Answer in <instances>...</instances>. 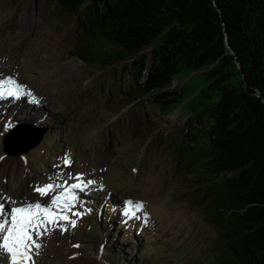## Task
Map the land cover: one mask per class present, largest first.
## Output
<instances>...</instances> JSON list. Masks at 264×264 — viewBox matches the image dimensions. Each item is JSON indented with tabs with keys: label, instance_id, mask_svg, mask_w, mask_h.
Instances as JSON below:
<instances>
[{
	"label": "rangeland",
	"instance_id": "obj_1",
	"mask_svg": "<svg viewBox=\"0 0 264 264\" xmlns=\"http://www.w3.org/2000/svg\"><path fill=\"white\" fill-rule=\"evenodd\" d=\"M59 2L0 0V80L16 75L21 92L28 93V97L21 93L0 102L10 106L1 109L0 105V182L4 176L10 178L5 161L18 159L21 164L17 191L0 203L7 201L8 208L37 202L48 206L52 198L43 199L45 195L29 189L30 185L36 189L53 182L66 188L76 183L74 176L84 175L94 165L101 174L91 168L85 177L90 181L100 174L94 179L97 187L85 188L86 194L72 191L79 194L74 201H62V211L53 208L68 220L48 226L50 230L57 226L60 236L45 234L39 239L42 247L35 262L114 264L119 252L120 264H153L156 256L158 264H193L212 249L218 229L209 215V200L201 201L195 194L200 185L196 174L184 171L175 156V148L187 134L185 115L181 110L163 115L154 102L157 91L129 102L128 92L137 85L130 67L133 60L96 67L77 57V20L87 7L74 20L59 21L52 12ZM144 53L150 66L154 61L150 49ZM184 82L176 80L167 90H176ZM34 94L46 98L40 116L16 115L23 102L37 106ZM9 121L16 126L5 130ZM19 125L36 135L45 132L44 138L28 153L7 154L4 137ZM8 142L11 152L28 146L22 139ZM72 150L80 161H73ZM65 157L70 161L65 164L67 174L60 165ZM64 188L58 187L61 193ZM2 193L0 186V197ZM126 200L142 205L138 210L143 212L114 214L120 205L117 201L128 210ZM61 245V256H55ZM67 251L69 256L64 258ZM0 258L6 264L8 255L0 251Z\"/></svg>",
	"mask_w": 264,
	"mask_h": 264
},
{
	"label": "trees",
	"instance_id": "obj_2",
	"mask_svg": "<svg viewBox=\"0 0 264 264\" xmlns=\"http://www.w3.org/2000/svg\"><path fill=\"white\" fill-rule=\"evenodd\" d=\"M84 7L76 56L96 67L133 60L129 102L157 91L163 115H185L175 156L218 229L193 264H264V0H60L52 12L74 20Z\"/></svg>",
	"mask_w": 264,
	"mask_h": 264
},
{
	"label": "snow or ice",
	"instance_id": "obj_3",
	"mask_svg": "<svg viewBox=\"0 0 264 264\" xmlns=\"http://www.w3.org/2000/svg\"><path fill=\"white\" fill-rule=\"evenodd\" d=\"M11 87H7V86ZM21 95V86L18 85L12 78L0 80V99L5 97H19ZM31 95V93H29ZM35 100V97H33ZM14 122L6 123L5 130L14 128ZM70 161L65 159V164ZM80 180V177H76ZM95 181L80 182L64 188V185L48 184L43 187H38L35 191L41 195H47L55 188H64V192L54 196L52 202L48 206L41 203H28L17 207H6L7 201L0 203V251L8 255L9 264H36L34 256L39 254L42 245L38 242L39 239L50 232L49 225H57L60 220H68L67 216H61L53 211L54 207L60 206L64 200L74 201L75 195L72 189L84 190L88 185L94 184ZM4 198L0 197V200ZM15 203V202H13ZM129 205L125 215H132V202H127ZM64 204V207H67ZM139 209L140 204L134 205ZM79 213H77L78 215ZM72 226L75 223L72 222ZM78 247V245H77Z\"/></svg>",
	"mask_w": 264,
	"mask_h": 264
},
{
	"label": "bare ground",
	"instance_id": "obj_4",
	"mask_svg": "<svg viewBox=\"0 0 264 264\" xmlns=\"http://www.w3.org/2000/svg\"><path fill=\"white\" fill-rule=\"evenodd\" d=\"M15 76H11L10 78H12L13 80L16 81L17 77H15ZM7 87H11V86L9 85ZM21 93H22V95L24 97H28V93L27 92H21ZM34 96H35L36 101L38 102V103H35L37 106L34 107V105L30 101L23 102L24 103L23 104L24 107L19 105L15 109L16 115H18L19 117L21 116V118H24L23 115H27V116L30 115V116H36V117L40 116L39 112H40V110L43 109V104H45L44 102L46 101V98L43 95H41V94H34ZM5 99H8V98L5 97ZM0 102H3V100L0 99ZM7 104L8 103H4V104L0 103L1 109H3L4 107L9 109L10 106H6ZM3 165L8 168L9 171L7 173L9 174V177H10V178H8L7 176H4V177H2V179H4V180H2V182H0V186L3 188V193L1 195V197L4 198L3 200H6V199L11 198V196L17 191L16 183L20 182V179L18 180L17 175L19 174V169H20L21 164H20V161L18 159H16L13 162L5 161V163ZM60 177L61 176H55V179L57 180ZM72 184H74V183H71L70 185H72ZM70 185H68V187ZM97 185H98V182H95L92 185H88L86 188L87 189H91L92 187L93 188L97 187ZM68 187H66V188H68ZM29 189L35 190V187L30 185ZM71 191L76 192V191H78V189H72ZM60 194H61V190L58 189V188H55L53 191L49 192L47 195H45V197H42V198L43 199H47V201H48V199L53 198L54 196H57V195H60ZM118 204H120L119 207H118V211H121L122 210L121 206L124 203H118ZM17 206H21V205H16L14 207H17ZM57 210L62 211L63 209L61 208V206H57ZM58 225H59V223L57 224V226ZM57 226H54L52 228V230H50V232L48 233V237H53L55 234H58V235L60 234L59 228ZM67 233L68 232L65 231L64 235H66ZM63 238L66 239V240L71 239V238H66V237H63ZM62 250H64L63 245H61L56 250L55 256H58L57 253L61 256V251ZM68 256H69V252L67 251V252L64 253L63 257L66 258ZM86 256H88V255H85V257ZM35 257H40V252H39L38 255H35ZM67 260H68V258H67ZM1 262L5 264V259L1 261V258H0V264H1ZM54 262H55V260L51 259V264H53ZM6 264H9V257H8V260H7ZM36 264H47V262L41 261V262H38Z\"/></svg>",
	"mask_w": 264,
	"mask_h": 264
},
{
	"label": "water",
	"instance_id": "obj_5",
	"mask_svg": "<svg viewBox=\"0 0 264 264\" xmlns=\"http://www.w3.org/2000/svg\"><path fill=\"white\" fill-rule=\"evenodd\" d=\"M226 46H227L230 54H232L233 56H235V58H237L236 53L232 50V47H231L228 39H226ZM237 66L241 69V65H240L239 61H237ZM255 95L257 97L262 98V94L260 92L255 93ZM28 135H29V132L28 131L24 130L22 127H18L17 129H15L14 131H12L10 133V135L6 139L19 138V137L28 136ZM41 139H42V136L41 137H38L36 139V142L35 143L27 146L26 148H24L23 150H21L19 152L21 153V152H27V151H29L31 148H34L35 146H37L39 144V142L41 141ZM6 144H8V141L6 142ZM19 152H11L9 149H7V153L19 154Z\"/></svg>",
	"mask_w": 264,
	"mask_h": 264
}]
</instances>
